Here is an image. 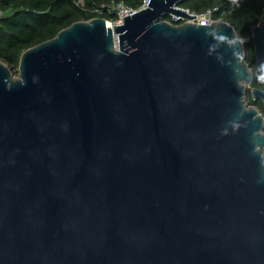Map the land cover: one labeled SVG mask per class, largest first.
I'll list each match as a JSON object with an SVG mask.
<instances>
[{
    "label": "water",
    "instance_id": "water-1",
    "mask_svg": "<svg viewBox=\"0 0 264 264\" xmlns=\"http://www.w3.org/2000/svg\"><path fill=\"white\" fill-rule=\"evenodd\" d=\"M184 1L0 61V264H264L252 67L227 21H167Z\"/></svg>",
    "mask_w": 264,
    "mask_h": 264
},
{
    "label": "trees",
    "instance_id": "trees-1",
    "mask_svg": "<svg viewBox=\"0 0 264 264\" xmlns=\"http://www.w3.org/2000/svg\"><path fill=\"white\" fill-rule=\"evenodd\" d=\"M85 1L91 7L99 0ZM123 1L133 6L140 2ZM183 4L197 12L217 7L216 18L230 23L244 44L252 42L251 28L261 22L264 8V0H186ZM0 11V59L12 67L19 64L25 50L55 36L65 22L79 13V7L76 0H0ZM247 62L253 71L252 86L264 89V64L256 61L255 54ZM252 101L264 117V103Z\"/></svg>",
    "mask_w": 264,
    "mask_h": 264
},
{
    "label": "built area",
    "instance_id": "built-area-1",
    "mask_svg": "<svg viewBox=\"0 0 264 264\" xmlns=\"http://www.w3.org/2000/svg\"><path fill=\"white\" fill-rule=\"evenodd\" d=\"M148 2L149 0H140L137 6L130 5L123 0H113L110 3H107L103 8V12L108 15L115 16V18H110L109 20L106 19L107 25L113 27L114 25L121 24L124 17L128 15H132L133 13L137 11L147 8ZM173 8L176 10L186 11L188 15L195 16L192 19H187V17L184 18L179 15L175 16L174 14L170 13L168 17H166V19L167 21L173 24H181L184 22H194L196 24L210 25L212 22L222 19V18H216V14L218 11L217 7H209L205 9L204 11L197 12L191 9L190 7L186 6L185 4L181 3V4H175ZM263 17H264V8L262 9V18ZM262 18H261V22H264Z\"/></svg>",
    "mask_w": 264,
    "mask_h": 264
},
{
    "label": "rangeland",
    "instance_id": "rangeland-1",
    "mask_svg": "<svg viewBox=\"0 0 264 264\" xmlns=\"http://www.w3.org/2000/svg\"><path fill=\"white\" fill-rule=\"evenodd\" d=\"M111 1H113V0H99L98 2L94 3L93 6L90 7V6L87 5V2L85 0H76V3L78 5V7H79V13L75 14L69 21L65 22V24H63V26L60 28V30L70 26L72 23L77 22V21H87L89 19L97 18V17L104 18L105 20L106 19L109 20L110 19V18H108L109 15L103 12V8H104V6L107 3H110ZM0 14H1V11H0ZM262 19L264 20V17ZM49 39H51V38H49ZM244 45H245V49H246V52H247V60H248L251 57V55L254 54V53L251 54V48H252V51H253L252 42L251 43H249V42L245 43ZM0 61H2V60L0 59ZM2 62L5 63L4 61H2ZM11 70H12L13 76L17 77L18 76V65L17 66H12ZM252 87H254V86L251 85L248 88L249 93H248L247 101H248V103L250 105L255 106L260 111L258 106L256 104H253L252 96H251V93H250V89ZM255 87H258V86H255Z\"/></svg>",
    "mask_w": 264,
    "mask_h": 264
}]
</instances>
